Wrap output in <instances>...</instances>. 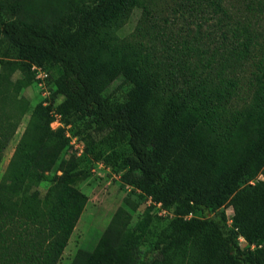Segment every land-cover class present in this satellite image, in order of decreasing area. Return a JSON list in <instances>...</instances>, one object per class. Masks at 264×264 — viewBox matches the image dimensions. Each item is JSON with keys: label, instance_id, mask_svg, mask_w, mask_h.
Here are the masks:
<instances>
[{"label": "trees", "instance_id": "trees-1", "mask_svg": "<svg viewBox=\"0 0 264 264\" xmlns=\"http://www.w3.org/2000/svg\"><path fill=\"white\" fill-rule=\"evenodd\" d=\"M222 2H176L172 10L180 11L174 16L183 18L186 33L178 35L182 47L172 42L176 36L165 39L160 66L119 35L136 8L140 23L152 20L150 0H0V39L16 54L0 69V161L29 109L20 92L35 79L33 65L57 73L52 95L60 97L56 105H33L0 175V264H57L85 206L86 195L72 184L73 155L39 189L68 143L63 126L51 127L55 114L64 125L83 123L85 153L125 168L124 182L175 212L150 238L149 217L130 229L136 205L120 206L95 250H78L70 264H264V65L251 103L233 109L235 80L214 81L201 58L192 64L197 50L185 40L191 16L203 17L206 5L225 15ZM232 35L218 65L249 47L245 28ZM119 78L129 87L121 102H111L105 92ZM95 134L105 136L104 147L89 143ZM258 173L262 178L250 183Z\"/></svg>", "mask_w": 264, "mask_h": 264}, {"label": "rangeland", "instance_id": "rangeland-1", "mask_svg": "<svg viewBox=\"0 0 264 264\" xmlns=\"http://www.w3.org/2000/svg\"><path fill=\"white\" fill-rule=\"evenodd\" d=\"M150 1L152 2L150 4L152 20L140 23L142 11L141 8H136L131 18L122 26L119 35L139 43L140 51L146 53L154 65L159 63L161 66V60L166 56L165 39L171 35L172 39L176 36L172 42L176 40V46L182 47L183 38L178 35L182 31L184 34L186 33L185 23L183 18L174 16L178 15L180 11L172 10L176 7V2L180 0ZM202 2L204 3V1ZM222 6L225 15L222 12H215L213 7L206 5V12L203 17L194 19L191 16V22L188 24L191 33L184 39L190 46L194 44L195 50H197L191 56L192 64L198 63L197 59L201 58L204 65L208 64L205 66V74H208L214 81H217L216 79L222 75L235 80L236 89L231 100V107L243 109L252 101L255 74L259 67L264 65V0H252L250 5L247 4V0H223ZM212 14L214 17H211ZM8 16L12 15L9 13ZM164 17L170 19L171 23L166 22ZM181 27L183 30H180ZM244 28L250 37V44L245 54L241 58L235 56V60H227L224 66L218 65L217 62L224 56H229L227 39L233 37V29L242 32ZM224 33H227L228 38H224ZM15 59L14 50L0 39V69L4 61ZM41 69L47 73V77L42 80L35 76V79L23 87L20 92V96L28 101L29 109L19 119L16 129L2 152L0 175L24 130L33 105L38 101H45L46 104L51 101L53 105H56L60 100V97H53L52 95L56 88L57 73L51 70L50 73L47 69ZM221 70L223 72L218 73ZM128 87L129 85L119 78L109 86L105 94L111 102H121ZM58 126H63L65 135L68 137V143L55 166L46 173V178L39 185V189L42 192L45 191L50 184L51 176L54 173H60L58 163L61 160L68 162L73 155L78 160V176L72 184L86 195L87 200L57 264H70L75 253L80 249L93 252L110 219L120 206L129 209L136 205L135 209L132 210V218L128 224L130 229L141 218L149 217L150 238L167 219L175 215L173 208H163L160 203L151 200L149 195L124 182L121 174L126 170L125 168L119 165L110 167L101 160H96L92 154L85 153L86 142L81 134L82 122L74 120L70 125H64L61 117L55 114L51 127L56 128ZM104 140V135L95 134L89 143L93 144L95 149H99L104 147ZM261 178L262 174L258 173L249 182L253 183ZM224 209L228 220L231 219L233 214L231 206L226 205ZM149 240L140 249L139 260L142 262L150 256ZM240 242L242 246H245L244 239H240Z\"/></svg>", "mask_w": 264, "mask_h": 264}, {"label": "built area", "instance_id": "built-area-1", "mask_svg": "<svg viewBox=\"0 0 264 264\" xmlns=\"http://www.w3.org/2000/svg\"><path fill=\"white\" fill-rule=\"evenodd\" d=\"M33 69L36 70V76L44 80L46 73L40 68L35 65L32 66ZM43 84V81L41 82ZM239 239H244L242 236L239 237Z\"/></svg>", "mask_w": 264, "mask_h": 264}]
</instances>
